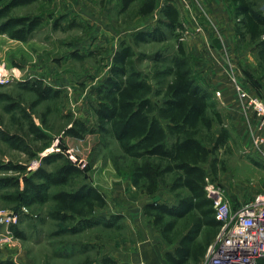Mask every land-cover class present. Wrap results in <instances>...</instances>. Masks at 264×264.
Listing matches in <instances>:
<instances>
[{"label":"rangeland","instance_id":"obj_1","mask_svg":"<svg viewBox=\"0 0 264 264\" xmlns=\"http://www.w3.org/2000/svg\"><path fill=\"white\" fill-rule=\"evenodd\" d=\"M141 1L134 0L124 11L121 0H38L12 10L13 15L43 16L44 22L26 41L0 34V95L7 96L0 98V134L18 135L28 145L27 151L16 150L0 137V178L21 180L41 165L54 170L62 163L43 164L41 159L61 153L83 171L72 186H94L106 200L97 213L119 219L113 228L63 232L60 229L67 223L47 215L51 201L18 207L2 197L13 189H1L0 264H167L164 253L174 249L197 219L193 212L177 220L168 242L143 214L147 202H175L168 179L160 181L153 194H146L131 183V170L139 161L125 155L111 135L74 137L66 132L74 119L87 125L95 122L92 90L107 75L119 43L132 44L135 32L157 25L163 0H157L155 10L145 16L139 13ZM173 1L185 26L182 38L192 75L211 92L229 131L226 143L213 151L219 125L214 122L210 131L200 130V139L216 159L215 170L205 165L206 180L222 188L235 208L264 191V160L254 145L257 118L236 89L238 85L264 101V60L247 41H238L228 0H217L226 9L216 8L215 2L212 7L211 0ZM254 1L264 11V0ZM164 31V41L133 45L134 66L154 89H162L161 83L170 79L161 74L167 67L162 61L176 51L172 34ZM90 51L94 53L87 56ZM33 80L59 89L60 95L35 103V94L20 85ZM153 99L159 101L161 96ZM7 103L18 106L7 112ZM29 118L44 139L30 133ZM7 163L21 165L24 173L1 168ZM59 188L67 187L51 191ZM12 228L22 236H16ZM216 234L217 230L203 227L198 241L205 251L198 264L205 263Z\"/></svg>","mask_w":264,"mask_h":264},{"label":"trees","instance_id":"obj_2","mask_svg":"<svg viewBox=\"0 0 264 264\" xmlns=\"http://www.w3.org/2000/svg\"><path fill=\"white\" fill-rule=\"evenodd\" d=\"M37 1L0 0V34L19 41L28 40L44 22V17L13 15L12 10ZM133 2L121 0V9L126 10ZM228 2L238 41H247L258 57L264 60V11L256 6L254 0ZM156 6L157 0H142L139 13L149 15ZM184 28L175 2L163 0L159 6L157 25L135 32L132 44L123 40L113 52L107 75L92 90L94 102L91 109L95 122L87 125L74 119V126L66 129L67 134L74 137L85 134L111 135L125 155L139 161L131 170V183L146 194H153L158 183L168 179L169 191L174 194L175 202L168 204L155 200L143 206L144 216L150 218L152 225L168 242L172 241L177 220L193 212L198 214L197 219L179 237L174 249L164 253L167 264H198L205 251V246L198 241L203 227L218 231L220 222L214 217L212 203L204 189L207 178L205 165L215 170L216 159L210 156V150L200 139L199 133L201 128L210 131L214 122L219 125L213 151L221 148L229 138V131L221 112L215 107L211 92L192 75L183 44ZM164 30L172 34L176 51L169 59H162L167 67L161 74L170 79L161 83L162 89H154L134 66L133 45L164 41ZM93 53L90 51L87 56ZM73 55L77 56V53L73 52ZM20 85L35 94V103L60 95L59 89L43 85L40 80ZM159 96V101L153 99ZM4 97L7 96L0 95V98ZM17 106L7 103L4 108L10 112ZM24 115L27 117L26 113ZM28 129L36 139L45 138L30 118ZM0 137L16 150L28 149L27 143L18 135L2 133ZM41 160L43 164L61 162L62 165L51 171L41 165L21 180L0 178V190L13 189L2 197L18 207L23 205L28 208L51 201L47 215L59 223H67L60 229L63 232L77 234L97 226H116L118 215L97 213L105 207L106 200L94 186L87 183L72 186L73 180L83 174L81 168L58 152L44 155ZM1 168L24 173L19 164L7 163ZM54 187L67 188L52 192ZM13 230L16 236H22Z\"/></svg>","mask_w":264,"mask_h":264},{"label":"built area","instance_id":"obj_3","mask_svg":"<svg viewBox=\"0 0 264 264\" xmlns=\"http://www.w3.org/2000/svg\"><path fill=\"white\" fill-rule=\"evenodd\" d=\"M236 89L257 118L254 145L264 160V101L249 96L238 85ZM204 189L220 222L204 264H264V191L234 208L222 188L206 180Z\"/></svg>","mask_w":264,"mask_h":264},{"label":"crops","instance_id":"obj_4","mask_svg":"<svg viewBox=\"0 0 264 264\" xmlns=\"http://www.w3.org/2000/svg\"><path fill=\"white\" fill-rule=\"evenodd\" d=\"M212 2V3H211ZM211 4H212V7H213V3L215 2V7L217 8L218 6H219V8H224V9H226V4L225 3H222L221 2V4H219V2L217 1V0H211ZM209 3V2H208ZM226 193V192H225ZM226 195H227V197L229 198V196H228V194L226 193ZM229 200H230V198H229ZM165 202V201H164ZM168 203V202H167ZM173 203V202H172ZM172 203H168V204H172ZM230 203H231V201H230ZM231 205H232V203H231ZM141 262V261H140Z\"/></svg>","mask_w":264,"mask_h":264}]
</instances>
